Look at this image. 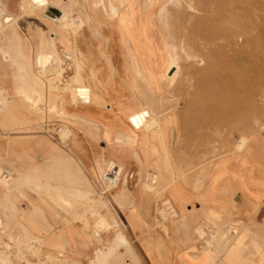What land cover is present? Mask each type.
<instances>
[{
	"label": "crops",
	"instance_id": "obj_1",
	"mask_svg": "<svg viewBox=\"0 0 264 264\" xmlns=\"http://www.w3.org/2000/svg\"><path fill=\"white\" fill-rule=\"evenodd\" d=\"M3 1L20 16L25 30L30 25L34 33L57 38L56 56L62 61L55 68L66 71L43 78H54L59 94L55 100L46 94L36 114L29 89L21 93L20 86L42 78L35 54L52 51L24 45L21 52L32 59L26 74L22 65L1 61L0 52V100H5L0 104V174L13 172V181L0 182V264L96 261L99 243L92 233L96 207L91 191L101 170L111 176L118 169L126 191L114 187L110 196L120 200L102 209V240L107 245L117 240L119 230L127 240L131 237L134 257L121 246L114 258L119 264H264V139L254 142L251 154L217 159L202 174L177 173L176 133L190 129V121L181 118L192 112L176 109L172 95L177 77L167 73L160 48H153L159 56H149L143 45L127 40L124 29L106 25L96 30V16L109 19L102 4L94 7L96 0L51 1L39 17L22 14V0ZM52 7L55 11H49ZM66 12L71 18L84 16L87 23L76 31L63 29ZM66 36L73 45L58 39ZM76 77L89 90L86 98L77 94L72 99V88L64 91L70 82L78 84ZM182 100L185 104L186 98ZM139 110L146 114V124L135 128L129 118ZM66 127L69 132L62 135ZM160 164L168 166L167 173L159 171ZM204 166L201 161L199 169ZM151 176L169 183L164 195L176 217H163L157 195L147 188ZM132 177L136 185L129 187ZM104 180L109 183L106 176ZM127 193L131 203L124 199ZM211 212L219 214V224H227L219 234L208 230ZM108 213L119 218L116 235L111 234L114 227L107 228L112 223Z\"/></svg>",
	"mask_w": 264,
	"mask_h": 264
},
{
	"label": "rangeland",
	"instance_id": "obj_2",
	"mask_svg": "<svg viewBox=\"0 0 264 264\" xmlns=\"http://www.w3.org/2000/svg\"><path fill=\"white\" fill-rule=\"evenodd\" d=\"M119 1L108 0L107 4L106 0L102 1L101 4L104 9H107L106 12L109 10L107 12L109 19L102 20L96 16L101 20L100 29L106 25L119 28L117 13L123 10V4ZM136 1H139L137 14L141 21L145 19L143 23L148 25L147 29L140 28L136 34L134 29H130L133 34L131 43L143 45L145 51L149 52V56H159L156 50L160 48L159 52L165 63L170 55L175 57L179 70L175 80L177 84L174 85L176 94L174 93L175 96L173 94L172 98L175 100L176 109L187 108L192 112L190 117L181 118L183 121L186 120V124L190 121V129L188 126L186 129L182 127L176 133V154L180 162L177 165V173H186L188 176L202 174L206 172L207 167L212 168L217 159L251 154V146L254 142L264 139V0ZM4 3L6 4L5 1L0 0V6ZM111 4L117 7L116 12L112 10ZM99 7L95 8L99 9ZM162 9L165 10L164 13ZM20 10L22 12L21 8ZM22 14L25 13L22 12ZM16 16L20 20V16ZM29 24H36V22H28ZM93 26L96 27L94 21ZM19 29L23 36L25 32L27 35L36 34L30 25L26 30L20 25ZM47 38L50 39V36ZM34 40L35 42L38 40L37 36H34ZM45 48L52 51L41 52L43 56H49L47 57L49 63L46 61L47 67L45 66V70L48 71L44 72L42 67L39 69L41 71L37 73L42 78L38 77L37 80L40 85L42 84L41 90L31 92L28 96L33 103L32 111L36 114L40 112L39 105L46 94L52 100H55L59 94L56 91L59 86L54 84L55 79L43 78L52 77L53 73L61 71L60 68L55 67L56 62L61 63L62 58L59 55L56 56L55 50L50 46ZM153 48H156V52ZM36 56L37 53L35 61ZM30 60L32 61L31 58ZM76 83L79 85L78 80ZM75 86V84H67L64 91L73 89ZM184 97L185 104L182 100ZM201 161L205 166L200 170ZM157 167L160 172L167 173V165L160 164ZM7 172L0 174L2 184H6V179L8 182L13 181V172ZM120 173L121 170L118 169L116 174L110 176L101 170L96 183L93 184L91 194L94 196L96 209L91 213V224L93 236L99 243V247L95 254L96 261L91 264H119V260L114 258L121 246L125 248L122 247L129 258L134 257V242L128 236L132 246L128 249L124 244L126 235L121 230L118 231L117 240L113 241V247L110 246L111 257L109 254L105 256L100 253V249L104 246L108 247L103 240H99L100 236L103 237L102 233L105 230V216L102 209L120 200L110 196L114 193V187L117 190L122 187L119 184ZM105 176L109 183L104 180ZM150 180L147 188L157 195L159 210L163 217L165 219L176 217L177 213L173 204L164 195L169 183L159 179V176H151ZM194 183L198 184L196 181L191 182V184ZM134 185H136V179L132 177L129 187ZM124 199L131 203L128 193ZM107 215L112 221L107 228L114 227L111 234H116L118 228L115 227H119V223L115 220L119 222V218L115 213ZM211 217L209 222L213 225L208 224V230L216 234L221 233V229L227 224L224 222L219 224L217 219L221 217L218 213L211 212ZM228 230L227 228V232ZM58 262L67 264L68 261L65 259ZM129 264L134 262L129 261Z\"/></svg>",
	"mask_w": 264,
	"mask_h": 264
},
{
	"label": "bare ground",
	"instance_id": "obj_3",
	"mask_svg": "<svg viewBox=\"0 0 264 264\" xmlns=\"http://www.w3.org/2000/svg\"><path fill=\"white\" fill-rule=\"evenodd\" d=\"M51 1L53 2V3H56V0H22L21 1V4H20V8L22 9V12H24L26 15L28 14V15H36V16H38L39 17V15H40V13L41 12H43L46 8H48V6H49V4L51 3ZM69 1V0H68ZM95 1V0H94ZM93 1V2H94ZM102 1L103 0H96L95 1V6L94 7H99V5L102 3ZM61 2V1H60ZM107 2V1H106ZM119 2H121L122 4H123V10L122 11H119L118 13H117V19H118V21H117V24H118V27L119 28H121V29H124V30H126V32L128 31V36H127V40H129V42H132V37H133V34L130 32V29H134L135 30V34L136 33H138V31L140 30V28H144V29H147V25L148 24H146V23H143L144 21H145V19H143L144 21H141V18H139L140 16L137 14L138 13V2L139 1H136V0H120ZM119 2H117V3H119ZM94 4V3H93ZM51 6V5H50ZM84 7V6H83ZM82 7V8H83ZM108 7V6H107ZM121 7V6H120ZM57 8V7H56ZM87 8V7H86ZM88 8H90V7H88ZM111 8H112V10H114L115 12L117 11V10H115V9H117V7L115 6V5H113V4H111ZM60 9H61V7H60ZM109 9V8H108ZM84 10V9H83ZM87 10V9H86ZM105 10H107V9H105ZM119 10V9H118ZM49 11H54V8L52 7V9H50L49 8ZM69 11V10H68ZM109 11V10H108ZM107 11V12H108ZM159 11H161V10H159ZM165 12V10L164 9H162V12ZM163 12V13H164ZM57 13V12H56ZM81 13V12H80ZM160 14H161V12H159ZM47 14V13H46ZM58 14V13H57ZM56 14V15H57ZM50 15V14H49ZM70 14H68V12H66L65 13V15H64V17L62 18V20H61V24H62V28L63 29H71L72 31L74 30V31H76L77 29H81V28H83L84 26H85V24L87 23V21L86 20H84L83 19V17L84 16H76V17H74V18H71L70 16H69ZM19 16V15H18ZM74 16V15H73ZM50 17V16H49ZM61 17V16H60ZM70 17V18H69ZM87 17V16H86ZM51 18V17H50ZM59 18V17H58ZM94 19V18H93ZM57 20V19H56ZM71 20V21H70ZM92 20V19H91ZM90 20V21H91ZM54 22V21H53ZM89 22V21H88ZM140 22V23H139ZM150 22V21H149ZM93 23V22H92ZM58 24V23H57ZM94 25L96 26L95 28H96V30H100V27H101V20L100 19H95L94 20ZM20 21H19V19L17 18V16L16 15H13V13L11 12V11H9V9H8V6H6V4L4 3L2 6H0V52H1V61H3V62H10V63H17L18 65H22V69H23V71L25 72V74H26V72H27V68L29 67L30 68V66H29V64H27L26 62H28V63H30V58H27V56H26V54H24L23 52H21V50H22V47L24 46V45H36V46H38L37 48H38V50H39V46H42V47H46V46H50L51 48H53L54 50H55V52H56V45H57V38L55 37V36H50V39H48L47 37H46V35L44 36L43 34L44 33H41V32H39V31H37L36 32V34H29V35H27V36H23L22 34H21V32H20ZM27 29V28H26ZM32 31V30H31ZM82 31V30H81ZM68 32V31H67ZM24 33V32H23ZM71 33V32H70ZM72 33H74V32H72ZM99 33H100V31H99ZM95 34H96V32H95ZM149 34V33H148ZM69 35V34H68ZM79 35V34H78ZM34 36H37V38H38V40L35 42V40H34ZM59 36H60V33H59ZM71 36V35H70ZM75 38V37H74ZM73 38V39H74ZM60 41H63V42H65V43H67V44H70L71 43V38H68L67 36L66 37H60V38H58ZM75 40V39H74ZM77 42V41H76ZM72 44V43H71ZM74 44H75V42H74ZM46 45V46H45ZM73 45V44H72ZM76 46V45H75ZM41 47V48H42ZM18 50V52H16V53H11L10 51L11 50ZM103 49V48H102ZM40 51V50H39ZM66 52V51H65ZM57 53V52H56ZM101 53H103V52H101ZM103 56V55H102ZM107 56V55H106ZM109 56V55H108ZM47 57H49L48 55L46 56H43L42 55V53L41 52H38L37 53V56H36V61H38V64H40V66L43 68V71L45 72V71H48V70H45V66H46V63L48 62L47 61ZM50 57H51V55H50ZM109 58V57H108ZM50 59V58H49ZM30 60V61H29ZM51 60V59H50ZM49 60V61H50ZM61 60V59H60ZM47 61V62H46ZM80 60H79V58H78V61L77 62H79ZM109 61V60H108ZM136 62V61H135ZM49 63V62H48ZM80 65V64H79ZM110 65V64H109ZM166 66H167V73L169 74V76L171 77V78H174L176 75H177V73H178V70H179V68H178V65H177V63H176V60H175V57L173 56V55H170V57H169V59H168V61L166 62ZM18 67V66H17ZM47 67V66H46ZM76 68V67H75ZM17 69H19V68H17ZM47 69V68H46ZM92 69V68H91ZM30 70V69H29ZM93 70V69H92ZM172 70V71H171ZM66 70L64 69V68H61V71H59L58 72V74L59 75H61V76H64V72H65ZM77 71H79V70H77ZM93 71H95V70H93ZM140 71V70H139ZM40 72V71H39ZM74 72H75V70H74ZM47 73V72H46ZM97 74V73H96ZM99 74V73H98ZM29 75V74H28ZM75 75V74H74ZM138 75H140V74H138ZM24 76V75H23ZM27 76V75H26ZM168 76V77H169ZM29 77H30V75H29ZM73 77V76H72ZM24 78V77H23ZM71 78V77H70ZM75 78V77H74ZM82 79V78H81ZM169 79V78H168ZM76 80H78L79 81V85L77 84L75 87H73V91H71L72 92V99H74V97H76L77 98V93L78 94H80V95H82V97L84 98H86V96L88 95L87 93L89 92V90H88V88L86 87V85H84V84H81L80 83V80L78 79V77H76ZM171 80V79H170ZM30 81V80H29ZM83 81V80H82ZM99 81V80H98ZM107 81V80H106ZM143 81V80H142ZM26 82H27V80H26ZM32 82V81H31ZM28 83V82H27ZM40 82H38V80L36 81L35 80V84H37L36 86L35 85H33L32 86V83L30 84V85H24V86H20V91H21V93L23 92H28V89H29V91H30V94H31V92H38L39 90H41L40 89V86L42 85H40L39 84ZM71 83V82H70ZM26 84V83H25ZM148 87V86H147ZM40 92V91H39ZM76 94H75V93ZM1 94V93H0ZM20 94V93H19ZM51 95V94H50ZM1 96H2V94H1ZM34 96V95H33ZM88 98V97H87ZM96 98V97H95ZM76 100V99H75ZM4 101L5 100H3V99H1L0 100V104H4ZM8 102V101H7ZM7 105V104H6ZM1 106V105H0ZM4 106V105H3ZM8 107V106H7ZM141 110V109H140ZM139 110V111H140ZM142 112H143V110H142ZM141 111H140V113H134V115L133 116H131V118H129L130 119V121L129 122H131V124L135 127V128H140L141 127V125H142V123L144 122L145 123V121H143V120H145L146 119V117H145V115L146 114H144V113H142ZM146 112V111H145ZM20 116H22V115H20ZM149 117H147V119H148ZM154 119V118H153ZM152 119V122L154 121ZM156 120V119H155ZM148 121V120H147ZM149 121H151V120H149ZM148 121V122H149ZM151 122V123H152ZM154 124H155V122H153ZM152 123V124H153ZM146 124V123H145ZM152 124H150V125H152ZM153 124V125H154ZM149 125V124H148ZM20 126V125H19ZM143 126H145L144 124H143ZM146 127V126H145ZM144 127V128H145ZM151 127V126H150ZM59 128V127H58ZM63 128H64V126H63ZM63 128H62V131H63V134H62V132H61V134L62 135H65L64 134V131L66 130V131H68L69 132V130H67V127L63 130ZM142 128V127H141ZM61 130V129H60ZM65 131V132H66ZM59 134H60V132H59ZM70 134V133H69ZM97 134V133H96ZM68 135V134H67ZM69 136V135H68ZM67 136V137H68ZM130 136V135H129ZM62 137V136H61ZM66 137V138H67ZM65 139V138H64ZM64 139H61V140H64ZM68 141V140H67ZM62 142V141H61ZM65 144H66V142H65ZM64 144V145H65ZM56 145V144H55ZM67 145V144H66ZM154 151V150H153ZM64 153H65V151H64ZM64 153H63V155H64ZM66 154H68V153H66ZM57 156L58 155H56L55 156V158H57ZM62 156V155H61ZM60 156V157H61ZM60 157H59V159H60ZM63 157V156H62ZM65 155H64V159H65ZM59 159L57 160V161H59ZM62 159V158H61ZM61 159H60V161H59V163H61V162H63V161H61ZM56 160V159H55ZM66 160V159H65ZM48 161V160H47ZM64 163V162H63ZM66 163V162H65ZM69 164V163H68ZM70 165V164H69ZM4 172V171H3ZM5 172H7V170H5ZM8 173V172H7ZM9 175V174H8ZM7 175V176H8ZM6 176V177H7ZM112 176V175H111ZM2 178V177H1ZM4 179H5V177H4ZM113 179V178H112ZM5 181V180H4ZM9 181H11L10 180V177H9ZM16 182V181H15ZM63 182V181H62ZM7 183H9L8 181H7V179H6V184ZM2 184V183H1ZM60 184H61V182H60ZM3 185H5V184H3ZM11 186V185H10ZM123 187V186H122ZM119 188L117 191H119V192H123V190L125 189V187H124V189L123 188ZM87 190V189H86ZM124 191H126V190H124ZM83 193V192H82ZM92 193V192H91ZM120 194V193H119ZM119 196V195H118ZM91 200H93V199H91ZM102 217V216H101ZM100 218V217H99ZM225 224V223H224ZM229 233V232H228ZM97 234L98 235H100V233H98L97 232ZM116 235V234H115ZM117 236V235H116ZM233 236V235H232ZM228 237V236H227ZM231 237V236H230ZM114 238V237H113ZM226 238V237H225ZM102 240V237L100 236V238H99V240ZM125 243L124 244H126L127 245V248L128 249H131L132 248V246H131V244H130V241L129 240H125L124 241ZM113 245H114V243L113 242H111L110 244H108L107 246L108 247H105L104 246V248L103 249H100V253L102 254V255H105V256H107V254H109V253H111L112 252V248H110V246H112L113 247ZM262 245V244H261ZM101 255V256H102ZM104 257V256H103ZM110 257H111V255H110ZM98 258V257H97ZM101 261V260H100Z\"/></svg>",
	"mask_w": 264,
	"mask_h": 264
},
{
	"label": "water",
	"instance_id": "obj_4",
	"mask_svg": "<svg viewBox=\"0 0 264 264\" xmlns=\"http://www.w3.org/2000/svg\"><path fill=\"white\" fill-rule=\"evenodd\" d=\"M50 9H52V8H50ZM54 11H55V9H54ZM172 71V70H171Z\"/></svg>",
	"mask_w": 264,
	"mask_h": 264
}]
</instances>
